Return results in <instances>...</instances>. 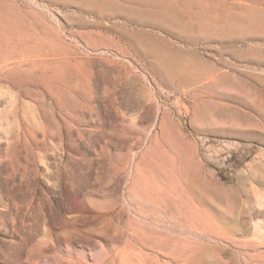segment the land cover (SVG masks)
<instances>
[{
	"label": "rangeland",
	"instance_id": "rangeland-1",
	"mask_svg": "<svg viewBox=\"0 0 264 264\" xmlns=\"http://www.w3.org/2000/svg\"><path fill=\"white\" fill-rule=\"evenodd\" d=\"M0 264H264V0H0Z\"/></svg>",
	"mask_w": 264,
	"mask_h": 264
}]
</instances>
